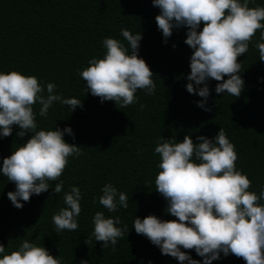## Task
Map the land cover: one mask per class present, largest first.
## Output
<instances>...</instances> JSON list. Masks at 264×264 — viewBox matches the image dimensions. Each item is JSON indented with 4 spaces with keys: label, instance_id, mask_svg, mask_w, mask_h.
<instances>
[{
    "label": "trees",
    "instance_id": "obj_1",
    "mask_svg": "<svg viewBox=\"0 0 264 264\" xmlns=\"http://www.w3.org/2000/svg\"><path fill=\"white\" fill-rule=\"evenodd\" d=\"M249 6L264 7V0H250ZM158 14L151 0H0V72L35 76L44 95L46 84L54 83L57 94L81 99L82 107L74 111L57 102L47 118L39 115L38 103L34 112L38 130L70 127L74 139L65 133V142L83 147L82 155L68 158L60 177L64 182L61 193L52 191L60 181L50 182L47 192L33 194L29 202L20 201V209L7 197L9 191L15 190L14 183L0 173V244L5 246L4 254L17 250L27 239L46 248L61 264H80L82 260L87 264H180L162 255L157 246L132 227L134 217L176 219L167 214L166 201L155 190L159 155L154 148L160 136L181 142L189 135L198 143V136L212 139L223 128L235 145L237 169L252 181L250 191L259 192V185L264 184V62L259 60L255 47L260 32L252 38L248 51L238 57L239 75L244 81L241 95L217 94L218 82L209 79L205 107L210 110L205 111L197 106L202 98L188 93L185 87L192 54L184 43L187 28H174L165 43L155 22ZM122 28L141 33L138 56L150 67L156 88L153 95L137 90V103L119 108L113 101L101 102L85 92L78 70L87 67L93 57L103 58L105 37L127 45L120 34ZM19 131L18 126H13L12 135L0 138V166L13 147L25 143L31 135L26 133L21 138L16 135ZM106 183L128 196L127 209L118 206L116 212L110 213L99 204L95 198L102 194ZM70 186L79 187L82 194L79 227L56 233L52 216L65 206L63 195ZM97 211L104 212L106 218L119 217L121 224L117 227L127 225L129 229L118 239L115 251L111 244L102 248V242L94 238L91 247L84 242L93 231L92 217ZM181 251H188L192 259L203 264V258L194 250ZM212 264L245 261L221 253Z\"/></svg>",
    "mask_w": 264,
    "mask_h": 264
},
{
    "label": "clouds",
    "instance_id": "obj_2",
    "mask_svg": "<svg viewBox=\"0 0 264 264\" xmlns=\"http://www.w3.org/2000/svg\"><path fill=\"white\" fill-rule=\"evenodd\" d=\"M159 9L155 22L162 32L164 42L174 28H187L184 43L192 49L189 83L185 85L190 94L202 99L197 106L205 111L210 94L207 81L215 80V92L239 97L244 81L239 73L238 57L249 49V43L260 32L255 47L259 60L264 62V7H250V0H151ZM201 25L202 28H201ZM120 40L105 37L106 50L103 58L93 57L87 67L78 70L85 83V92L98 97L101 102L113 101L119 108L137 103V90L153 95L156 85L153 73L144 59L138 56L140 32L133 34L122 28ZM175 47V45H173ZM227 76V79L224 77ZM203 85L202 87H194ZM56 85L47 83V95L35 76L17 71L0 72V138L12 135L13 126H18V137L31 133L23 144L13 147L8 157L3 158L0 173L14 183L15 190L7 193L14 207L20 209L33 194L47 192L50 182L56 183L52 191L61 193L64 182L60 180L71 156L79 157L82 148L69 144L64 134L74 135L70 127L63 130H38L34 105H40L39 115L47 118L54 103L67 105L70 111L82 107L81 99L64 98L55 92ZM144 106L141 105V108ZM194 143L189 135L181 142L175 138H157L154 152L159 155L155 190L166 201L165 211L175 217L161 220L155 215L143 219L134 217L133 226L138 235L145 236L160 249L162 255L177 259L180 264H201L192 259L188 251L203 258V264H212L234 255L245 264H264V184L259 192L250 191L252 181L236 167L238 159L235 145L230 142L223 128L215 137L198 136ZM98 199L108 212H116L118 206L128 208L129 198L118 192L111 183L101 189ZM79 187L70 186L64 192L61 207L52 216L55 232L76 231L77 217L81 213ZM93 231L84 241L90 247L95 241L102 248L112 245L128 233L127 225L119 217L106 218L97 211L92 217ZM5 246L0 244V254ZM0 264H61L48 250L29 240H23L17 250L4 254ZM80 264H87L82 260Z\"/></svg>",
    "mask_w": 264,
    "mask_h": 264
}]
</instances>
